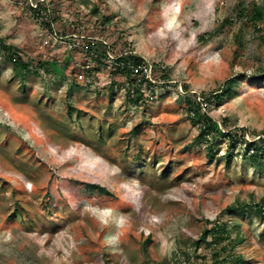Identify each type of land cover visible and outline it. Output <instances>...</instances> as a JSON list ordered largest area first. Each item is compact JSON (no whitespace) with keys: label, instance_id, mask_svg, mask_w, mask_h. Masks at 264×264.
I'll list each match as a JSON object with an SVG mask.
<instances>
[{"label":"rangeland","instance_id":"1","mask_svg":"<svg viewBox=\"0 0 264 264\" xmlns=\"http://www.w3.org/2000/svg\"><path fill=\"white\" fill-rule=\"evenodd\" d=\"M0 43V264H264V0H0Z\"/></svg>","mask_w":264,"mask_h":264},{"label":"trees","instance_id":"2","mask_svg":"<svg viewBox=\"0 0 264 264\" xmlns=\"http://www.w3.org/2000/svg\"><path fill=\"white\" fill-rule=\"evenodd\" d=\"M262 16V10L260 8H255L254 9V18L259 20ZM0 46L1 48L3 49V54L4 55H7V59H9L12 63H14L15 65H19L21 68L24 69L25 72H29V64L27 62H25L22 57L16 53H13L11 51V49L6 46L5 44L3 43H0ZM103 56H104V52H103ZM94 58H99L96 54L94 56ZM119 62L120 63V68L117 66V70L120 71L121 73H123L127 78H131V76H133L131 70H129L127 68V66L129 65H137L138 63V56H129L127 58H119ZM125 66V68L123 69V67ZM147 84V81L145 79V77H140L139 80H138V83H137V87H136V95L139 93L138 92V88H140V84ZM112 88V87H111ZM225 92V95H230L231 94V90L230 88L227 89V90H224ZM135 95V96H136ZM203 120H206L205 121V124H204V127L201 131V134L200 136H203V135H209L211 134V132H213L215 129H216V125L213 123V122H210L206 117L202 118ZM229 134V133H228ZM252 152V155H249L248 152ZM244 158H248L251 159L252 161H256V156L257 153H258V148L256 147V144L255 142H248V143H245L244 144ZM248 153V154H247ZM248 155V157H247ZM89 186V185H88ZM89 187H91L92 189H95V190H98L99 192H105L106 190L103 188V187H100L98 185H90ZM257 207V206H256ZM261 209V208H259ZM262 215H264V210H262Z\"/></svg>","mask_w":264,"mask_h":264},{"label":"built area","instance_id":"3","mask_svg":"<svg viewBox=\"0 0 264 264\" xmlns=\"http://www.w3.org/2000/svg\"><path fill=\"white\" fill-rule=\"evenodd\" d=\"M128 69L131 70L132 74H145L147 67L144 65H129Z\"/></svg>","mask_w":264,"mask_h":264}]
</instances>
